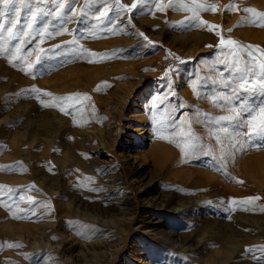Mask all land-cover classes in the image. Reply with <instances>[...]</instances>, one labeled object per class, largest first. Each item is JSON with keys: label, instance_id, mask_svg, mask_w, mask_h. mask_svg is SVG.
Here are the masks:
<instances>
[{"label": "rangeland", "instance_id": "374dc122", "mask_svg": "<svg viewBox=\"0 0 264 264\" xmlns=\"http://www.w3.org/2000/svg\"><path fill=\"white\" fill-rule=\"evenodd\" d=\"M59 2L71 4L28 0L18 39L0 41V264H257L264 133L245 135L239 105L264 97L228 84L236 50L218 45L264 60L247 48L264 52L253 23L264 19L243 11L264 13V0H197L215 13L137 0L99 20L105 0H75L88 14L69 20L54 14Z\"/></svg>", "mask_w": 264, "mask_h": 264}, {"label": "snow or ice", "instance_id": "6c2138e0", "mask_svg": "<svg viewBox=\"0 0 264 264\" xmlns=\"http://www.w3.org/2000/svg\"><path fill=\"white\" fill-rule=\"evenodd\" d=\"M143 2V0H141ZM75 0H71V4H69L67 10H66V4L65 2H59V6L57 10L55 11V15L57 17H62L65 20H69L71 17H75L77 15H87L88 13L85 12L84 9H81L80 13L78 14L74 8ZM115 8H113L112 3H109V0H105L104 7L99 10V15L96 16V19L99 20L101 18H109L110 13L116 12H128L132 13L137 8V0H133V3L129 6L121 2V0H114ZM193 7L189 8L186 5L180 4L179 7L182 8L185 11H198V10H204V11H211L215 13L216 8L211 5H206L203 3H197V0H192ZM156 7L157 10H163L165 7H174L173 0H168L167 5L160 2V0H156ZM233 7V5H228L226 10H229ZM30 4L28 3V0H0V41L3 42V44H9L11 41L18 39V33L17 28L21 20V13L25 9H29ZM246 13H252L255 16L260 17L261 19H264V13H258L255 12V10L246 8L243 10ZM50 14V13H46ZM32 23H28L26 25L25 31H23V35L26 37L29 35L30 30L33 28L34 23L37 19V13L35 11L30 12ZM201 23H205L201 21ZM256 26L264 27V24H259L257 22ZM6 25H10L7 26ZM216 26L211 25L209 26V30L214 29ZM141 36H143V33H140ZM219 35V33H218ZM147 39V37H145ZM149 43H152L149 41ZM232 46L233 49L236 51L232 52L233 60L229 63V69L232 71L235 80H231L228 82V84L235 83L237 87L242 89L244 92H252L256 93L259 92L262 97H264V60L260 61L257 64L256 57L252 54L251 51L247 53L249 59L244 60L243 63L241 62L240 58H237V52L239 49L243 46H238L236 41L233 40H224L223 38L220 39V43L218 47H224V46ZM208 47H212V45H208ZM248 49H254L256 52H260L261 56L264 57V52H261V50L252 45L247 46ZM5 51L7 49H4ZM16 51H20V47L16 46ZM106 55V54H105ZM37 60H40V57H37ZM91 62V61H90ZM259 67L260 71L259 73H256L255 69L256 67ZM29 68L32 67V65H28ZM238 74V75H237ZM168 75V71L165 72V76ZM259 78V87H257V84L252 81L253 77ZM228 86L227 84L225 85ZM196 89L194 88V91ZM32 91H38L37 89H33ZM233 92H235V88H233ZM50 95V94H49ZM60 100H66V99H72V97H62L58 98ZM84 99H88V97H84ZM220 99L224 100L225 103L228 102V97L221 96ZM239 107L241 108L242 112L248 113L249 118L247 119L246 127L248 128V131L245 133V135H253L257 133H264V102H262L261 105H257L256 108H248L247 105H244L243 101L240 102ZM61 111H66L65 109L61 108ZM240 113H237V116H224L219 117V121H232L236 119ZM226 131V129H224ZM193 137V134H189V138L191 139ZM219 140V137H217ZM195 141L193 139V142L189 144V150H192L194 148ZM182 154H185L182 150ZM23 199V197L21 198ZM29 203H33L31 198H29ZM246 251H252V249H246ZM261 251H264V248L261 249ZM261 259H264V257H257V264H259V261Z\"/></svg>", "mask_w": 264, "mask_h": 264}, {"label": "bare ground", "instance_id": "6f19581e", "mask_svg": "<svg viewBox=\"0 0 264 264\" xmlns=\"http://www.w3.org/2000/svg\"><path fill=\"white\" fill-rule=\"evenodd\" d=\"M130 1L131 0H128V3H130ZM140 27H143V24H140L139 25ZM154 33V32H153ZM156 34H157V32H156ZM194 35V34H193ZM200 35V34H199ZM198 36V35H197ZM199 37V36H198ZM201 37V36H200ZM158 38H159V36H158ZM156 39V38H155ZM188 39V38H187ZM191 39V38H190ZM122 65V64H121ZM124 66V65H123ZM66 69H68V68H66ZM65 69V70H66ZM73 68H71V70H72ZM88 68L87 67H84V68H81V71H77V74H78V76H79V74L81 75V74H83V76H84V74H88ZM95 71V70H94ZM97 71V70H96ZM66 72H67V70H66ZM69 72V71H68ZM60 73V72H59ZM94 73H96V72H94ZM75 74V73H74ZM92 74V73H91ZM57 75H59V74H57ZM55 75H53L52 77H54ZM65 76H67V74L65 75ZM71 76V75H70ZM77 76V75H76ZM75 76V77H76ZM57 77V76H56ZM68 78H69V76H67ZM90 77V76H89ZM60 78V77H59ZM61 78H63V77H61ZM91 78V77H90ZM55 78H53V80H54ZM60 81V80H59ZM58 81V82H59ZM63 81H64V78H63ZM68 81V80H67ZM66 81V82H67ZM89 81V80H88ZM47 82H48V80H47ZM62 82V81H61ZM55 83V82H54ZM66 84V83H65ZM68 84V83H67ZM66 84V85H67ZM57 85H55V87H56ZM61 86V85H60ZM58 87V86H57ZM68 87V86H67ZM58 89V88H57ZM60 89V88H59ZM155 149V148H154ZM153 149V150H154ZM156 149H157V147H156ZM160 150V149H159ZM156 151V150H155ZM161 151V150H160ZM154 152V151H153ZM159 153V152H158ZM158 153L156 154V155H158ZM155 154V153H154ZM161 155V154H160ZM162 156V155H161ZM160 156V157H161ZM155 157V156H154ZM159 158V157H158ZM242 169H244V168H242ZM208 183V182H207ZM209 184V183H208ZM216 184V183H215ZM209 186V185H208ZM218 187V186H217ZM215 188H216V186H215ZM214 189V188H213ZM49 194H51V193H49ZM218 194V193H217ZM215 195H216V193H215ZM214 195V196H215ZM231 195H235V192L234 193H231ZM219 196V195H218ZM164 207H165V205H160V209H159V211L160 210H163L164 209ZM171 210L170 211H173L174 213H177V212H179V211H181L182 209H180V208H170ZM59 214V213H58ZM60 215V214H59ZM63 215V214H62ZM96 220V219H95ZM156 224L157 223H159V222H155ZM141 229V228H140ZM40 231V230H39ZM159 234H161V233H156V235H159ZM170 234H171V232H170ZM170 234H167L168 236H170ZM27 235L29 236V235H32V233H30L28 230H27ZM184 243V242H183ZM30 244V243H29ZM94 246V245H93ZM172 246L175 248V245L174 244H172ZM91 247V246H90ZM190 249V247H187V249H183L184 251H187V250H189ZM210 255V254H209ZM208 255V256H209ZM212 255V254H211ZM213 256V255H212ZM210 257V256H209ZM213 257H215V259L219 262V264H224L227 260L224 258V257H220L219 256V258L218 257H216L215 255L213 256Z\"/></svg>", "mask_w": 264, "mask_h": 264}]
</instances>
